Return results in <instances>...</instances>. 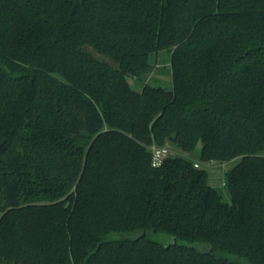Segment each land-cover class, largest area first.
I'll return each mask as SVG.
<instances>
[{"label": "trees", "instance_id": "16d2710c", "mask_svg": "<svg viewBox=\"0 0 264 264\" xmlns=\"http://www.w3.org/2000/svg\"><path fill=\"white\" fill-rule=\"evenodd\" d=\"M0 264H264V0H0Z\"/></svg>", "mask_w": 264, "mask_h": 264}, {"label": "rangeland", "instance_id": "374dc122", "mask_svg": "<svg viewBox=\"0 0 264 264\" xmlns=\"http://www.w3.org/2000/svg\"><path fill=\"white\" fill-rule=\"evenodd\" d=\"M96 55V54H95ZM152 70L151 72L146 76L145 82L156 86V87H162L165 89H171L172 88V74H171V68H170V56L167 53H160L157 56L152 57ZM145 82L137 81L133 78H129L130 85L137 91H140L142 89V86ZM169 147V156H179L184 157L185 159H188L191 163H200V168L198 169H205L209 174V183L211 186L216 188L218 191H220L225 200L229 201V194H228V188L226 186V172L233 167L239 159L234 160L230 163H224V162H203L200 160V151H201V144L197 146L194 152L192 153H186L182 152L180 149H178L175 145L168 142L166 143ZM225 183V185H224ZM155 238L159 240L161 243H167L168 238L163 235H156Z\"/></svg>", "mask_w": 264, "mask_h": 264}, {"label": "built area", "instance_id": "2783aa9c", "mask_svg": "<svg viewBox=\"0 0 264 264\" xmlns=\"http://www.w3.org/2000/svg\"><path fill=\"white\" fill-rule=\"evenodd\" d=\"M149 149L152 155V165L155 167L161 166L163 161L169 156L170 153L168 145L157 146L153 144L149 147ZM194 167L197 169L200 168V163L196 162Z\"/></svg>", "mask_w": 264, "mask_h": 264}]
</instances>
